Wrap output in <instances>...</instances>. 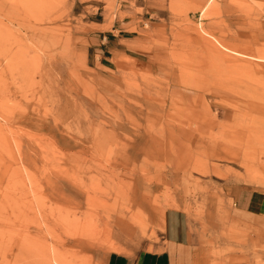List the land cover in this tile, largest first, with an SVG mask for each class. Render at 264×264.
Wrapping results in <instances>:
<instances>
[{
	"label": "rangeland",
	"instance_id": "rangeland-1",
	"mask_svg": "<svg viewBox=\"0 0 264 264\" xmlns=\"http://www.w3.org/2000/svg\"><path fill=\"white\" fill-rule=\"evenodd\" d=\"M127 2L0 0V264L160 250L171 207L174 264H264L233 199L264 193V0H134L140 50L107 52Z\"/></svg>",
	"mask_w": 264,
	"mask_h": 264
},
{
	"label": "crops",
	"instance_id": "crops-1",
	"mask_svg": "<svg viewBox=\"0 0 264 264\" xmlns=\"http://www.w3.org/2000/svg\"><path fill=\"white\" fill-rule=\"evenodd\" d=\"M194 1V0H193ZM134 0H128L125 6L129 9L126 16L120 21L118 18L110 27L100 29V36L96 42L104 47L107 52L124 53L127 48H133L132 44H141L139 35L129 27L140 26L134 20L140 18L132 6ZM136 7H142L141 5ZM103 26L105 22H93ZM112 37H116L113 42ZM123 46V47H122ZM140 50V49H139ZM126 53V52H125ZM234 206L236 212L250 217L264 216V193L250 187H242L234 194ZM163 234L160 250L144 251L133 255L118 253L116 251L105 253L102 257L104 264H174L178 254L186 250L190 243L189 221L187 213L178 207L166 209L162 222Z\"/></svg>",
	"mask_w": 264,
	"mask_h": 264
}]
</instances>
